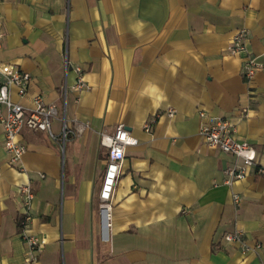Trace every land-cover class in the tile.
<instances>
[{"label":"crops","instance_id":"1","mask_svg":"<svg viewBox=\"0 0 264 264\" xmlns=\"http://www.w3.org/2000/svg\"><path fill=\"white\" fill-rule=\"evenodd\" d=\"M0 18V65L30 76L12 102L30 109L41 96L57 112L52 133L62 121L69 131L61 147L23 129L11 165L0 126V264H264V175L249 168L225 184L235 159L199 134L207 117L224 118L264 166V70L245 79V55L227 53L245 30L247 55L264 64V0H0ZM119 125L137 144L104 227L100 134ZM23 186L25 232L44 242L31 262ZM234 232L241 242L226 243Z\"/></svg>","mask_w":264,"mask_h":264},{"label":"built area","instance_id":"2","mask_svg":"<svg viewBox=\"0 0 264 264\" xmlns=\"http://www.w3.org/2000/svg\"><path fill=\"white\" fill-rule=\"evenodd\" d=\"M245 36V30L237 31L227 47V53L231 56L245 55L241 60V74L245 79H251L257 72L264 70V64L256 58L247 55ZM2 37L0 18V45ZM80 71L79 68H76L78 78L75 87L78 90L84 87ZM29 81L30 76L28 73L17 71L10 66L0 65V126L3 132V147L9 156V164L11 165L18 164L26 151V147L18 140L23 129L45 132L50 138L58 141L61 147L64 146L65 139L69 133L64 121H62L60 133L58 135L52 133L51 122L57 117V112L55 108L46 106L41 96L36 95L33 98V107L30 109L24 108L19 103L12 102L11 88H15L17 95L23 97ZM167 115L171 117L172 112L167 113ZM199 117L204 119L206 115L204 112H200ZM153 122L154 120L145 124V131L149 132ZM199 134L208 148L228 154L235 159V163L224 171L226 176L225 184L230 185L235 180L244 179L249 168H254L257 174L264 175V166L258 163L254 147L245 141H238L234 136L233 128L226 119L207 117V120L200 126ZM136 144V139L129 135L123 125H119L111 135L100 134V145L106 148L107 159L97 198L100 213H106L107 226L113 188L124 158L125 148ZM20 193L23 197V218L19 225L29 249L28 261L31 262L35 261V254L41 250L44 242L35 236L27 235L25 232L26 225L30 221L33 194L28 186L21 187ZM233 202L235 205L239 203L238 196H233ZM240 235L239 232L226 234L223 240L228 244L240 243Z\"/></svg>","mask_w":264,"mask_h":264},{"label":"bare ground","instance_id":"3","mask_svg":"<svg viewBox=\"0 0 264 264\" xmlns=\"http://www.w3.org/2000/svg\"><path fill=\"white\" fill-rule=\"evenodd\" d=\"M106 218H107V216H106V213L105 212H103V220H104V227L106 226Z\"/></svg>","mask_w":264,"mask_h":264},{"label":"rangeland","instance_id":"4","mask_svg":"<svg viewBox=\"0 0 264 264\" xmlns=\"http://www.w3.org/2000/svg\"><path fill=\"white\" fill-rule=\"evenodd\" d=\"M98 207H99V202H98Z\"/></svg>","mask_w":264,"mask_h":264}]
</instances>
